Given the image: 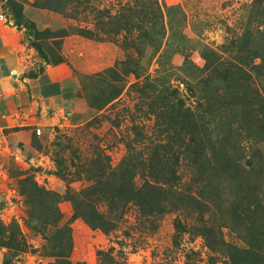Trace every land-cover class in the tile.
<instances>
[{
  "label": "rangeland",
  "instance_id": "obj_1",
  "mask_svg": "<svg viewBox=\"0 0 264 264\" xmlns=\"http://www.w3.org/2000/svg\"><path fill=\"white\" fill-rule=\"evenodd\" d=\"M0 14L77 91L32 137L0 112V264H264V0Z\"/></svg>",
  "mask_w": 264,
  "mask_h": 264
},
{
  "label": "crops",
  "instance_id": "obj_2",
  "mask_svg": "<svg viewBox=\"0 0 264 264\" xmlns=\"http://www.w3.org/2000/svg\"><path fill=\"white\" fill-rule=\"evenodd\" d=\"M2 16L3 19H0V79L8 77L15 71L17 72L16 76H18L25 69L30 70L31 68L38 70V73L34 78L22 77L21 79L18 78V82L15 84L8 83L9 86L6 87L5 83L2 85L0 89V112L8 113L9 110H12L11 107H15V111L22 115V119L26 118L27 120L26 127L23 125L20 128L18 136L23 138V133L26 130V133L32 137V134L35 136V132L41 130L38 124L49 126L48 124L59 123L61 118H64L63 116L70 108L77 91L72 88L71 83L63 80V74L60 70L45 66L42 63L43 60L38 57L37 51H29L30 45L23 46L19 32L18 34L14 33L10 25L4 23L7 20L5 16ZM30 49L32 50V48ZM36 67L37 69H35ZM50 110L53 114L49 115L50 118L48 119L45 114H48ZM37 111L44 119L41 120L42 122L39 120L40 117H37ZM34 126L37 128L32 129L31 127Z\"/></svg>",
  "mask_w": 264,
  "mask_h": 264
},
{
  "label": "built area",
  "instance_id": "obj_3",
  "mask_svg": "<svg viewBox=\"0 0 264 264\" xmlns=\"http://www.w3.org/2000/svg\"><path fill=\"white\" fill-rule=\"evenodd\" d=\"M0 19H1V20L3 19V16H2V15H0Z\"/></svg>",
  "mask_w": 264,
  "mask_h": 264
}]
</instances>
